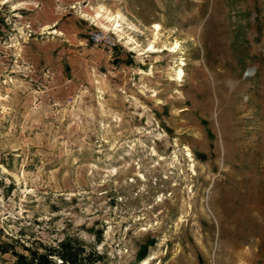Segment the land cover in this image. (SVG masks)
Returning a JSON list of instances; mask_svg holds the SVG:
<instances>
[{
  "label": "rangeland",
  "instance_id": "rangeland-1",
  "mask_svg": "<svg viewBox=\"0 0 264 264\" xmlns=\"http://www.w3.org/2000/svg\"><path fill=\"white\" fill-rule=\"evenodd\" d=\"M68 234L264 264V0H0V243Z\"/></svg>",
  "mask_w": 264,
  "mask_h": 264
},
{
  "label": "trees",
  "instance_id": "trees-1",
  "mask_svg": "<svg viewBox=\"0 0 264 264\" xmlns=\"http://www.w3.org/2000/svg\"><path fill=\"white\" fill-rule=\"evenodd\" d=\"M17 244L20 249L16 248ZM0 250L11 253L12 264H99L104 258L95 244H88L78 235L70 234L52 243L2 241Z\"/></svg>",
  "mask_w": 264,
  "mask_h": 264
},
{
  "label": "bare ground",
  "instance_id": "bare-ground-1",
  "mask_svg": "<svg viewBox=\"0 0 264 264\" xmlns=\"http://www.w3.org/2000/svg\"><path fill=\"white\" fill-rule=\"evenodd\" d=\"M112 20V17H109V21H111ZM117 26H118V21H117ZM155 27H156V29L157 30H159V28H160V25L159 24H155ZM157 35H158V33H157ZM158 37V36H157ZM158 39V38H157ZM154 43V42H153ZM156 47V45L154 44V45H152V48H155ZM178 48V43L174 46V47H171L170 49H168L167 47H164L163 49H161V51H164V50H168V51H171L172 53H176L177 52V49ZM155 50V49H154ZM140 54H142V52L140 53ZM184 74V69L183 68H179V70H178V72H177V77H178V79H180L181 77H182V75ZM148 262H145V263H143V264H147Z\"/></svg>",
  "mask_w": 264,
  "mask_h": 264
},
{
  "label": "built area",
  "instance_id": "built-area-1",
  "mask_svg": "<svg viewBox=\"0 0 264 264\" xmlns=\"http://www.w3.org/2000/svg\"><path fill=\"white\" fill-rule=\"evenodd\" d=\"M92 39L94 40V41H100V42H102L103 40H105L106 38H105V36L104 35H101V34H95V35H93L92 36Z\"/></svg>",
  "mask_w": 264,
  "mask_h": 264
}]
</instances>
